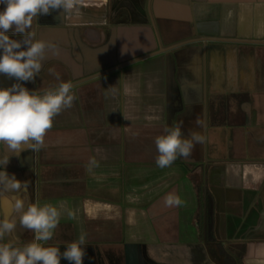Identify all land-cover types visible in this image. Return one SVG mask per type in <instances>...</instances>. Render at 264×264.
<instances>
[{"label":"crops","instance_id":"0c3cea01","mask_svg":"<svg viewBox=\"0 0 264 264\" xmlns=\"http://www.w3.org/2000/svg\"><path fill=\"white\" fill-rule=\"evenodd\" d=\"M34 29L58 52L19 81L29 91L58 85L55 73L74 82L108 69L73 84L38 152L3 166L28 184L26 204L60 208L48 244L63 253L84 233L82 264H127L137 251L148 264H264V0H80ZM178 121L203 144L160 168L155 138ZM169 192L184 205L166 206ZM14 195L0 192V218ZM10 219L19 243L33 239Z\"/></svg>","mask_w":264,"mask_h":264},{"label":"clouds","instance_id":"9594fccd","mask_svg":"<svg viewBox=\"0 0 264 264\" xmlns=\"http://www.w3.org/2000/svg\"><path fill=\"white\" fill-rule=\"evenodd\" d=\"M0 3L4 4L0 10V73L17 81L11 87H0V147L7 149L4 151L7 154L0 159V192L16 193L6 201L8 214L0 218V264H60L61 255L73 264H82L85 234L81 233L77 240L67 243L63 253L58 246H50L48 242L60 222V208L50 202L41 203L39 199L26 204L28 184L3 170L10 155L19 156L24 150L38 152L53 127L54 118L62 110L72 107L74 86L71 81L60 80L58 73H55L60 81L58 85L39 92L29 91L19 81H32L40 73L47 52H58L55 44L38 38L34 29L38 15H48L50 10L73 11L80 0H0ZM17 35L22 40L11 38ZM122 51H125L124 46ZM195 123L203 127L199 118ZM181 126L182 121H178L155 138L158 167H170L178 157L187 159L194 143L203 144V137L195 131L182 137ZM97 166L98 162L91 158L87 170ZM21 189L25 193L23 198L19 195ZM164 202L168 207H180L185 203L173 192L166 195ZM12 213L19 214V224L34 233L31 241L21 244L13 237L17 222L10 219ZM67 215L74 218L71 211Z\"/></svg>","mask_w":264,"mask_h":264},{"label":"water","instance_id":"95a60500","mask_svg":"<svg viewBox=\"0 0 264 264\" xmlns=\"http://www.w3.org/2000/svg\"><path fill=\"white\" fill-rule=\"evenodd\" d=\"M154 53H156V52H154ZM125 63H127V62H125ZM122 65H123V63L120 64L119 66H115V67L110 68V69H114V68L120 67ZM106 71H108V69L102 70V71H100V72H98L96 74H93L91 76L84 77V78H82L80 80H76V81L72 82V84L78 83L79 81H82L84 79H88V78H90V77H92L94 75H99L101 73H105ZM13 82H16V79L14 77H9V76H7V75H5L3 73H0V87H2V86H6L7 87L9 85H12ZM31 91H36V90L32 89ZM131 247H135V245L134 244H129L128 248H131ZM136 250H137V247H136ZM129 259H131L136 264H138L139 261H142L143 264L145 263L143 257L138 255V251H137V255H135V253H134V254H132V256H127V259H126V263L127 264H129Z\"/></svg>","mask_w":264,"mask_h":264},{"label":"flooded vegetation","instance_id":"af4514ba","mask_svg":"<svg viewBox=\"0 0 264 264\" xmlns=\"http://www.w3.org/2000/svg\"><path fill=\"white\" fill-rule=\"evenodd\" d=\"M113 264H117V262H113ZM129 264H136V263H134L131 259H129ZM138 264H143V262L142 261H139ZM144 264H148L146 260H145V263Z\"/></svg>","mask_w":264,"mask_h":264},{"label":"rangeland","instance_id":"374dc122","mask_svg":"<svg viewBox=\"0 0 264 264\" xmlns=\"http://www.w3.org/2000/svg\"><path fill=\"white\" fill-rule=\"evenodd\" d=\"M175 250V249H174ZM173 256H175L176 254H172ZM211 255L214 257V255L211 253ZM163 258H164V260L167 262V259H166V255H164L163 256ZM177 258H178V255H177ZM172 260V258L171 259H169V262L168 263H170V261ZM176 260H178V259H176ZM171 264V263H170Z\"/></svg>","mask_w":264,"mask_h":264},{"label":"trees","instance_id":"16d2710c","mask_svg":"<svg viewBox=\"0 0 264 264\" xmlns=\"http://www.w3.org/2000/svg\"><path fill=\"white\" fill-rule=\"evenodd\" d=\"M206 224H207V228H209V225H211L212 222H211L210 220H207V221H206Z\"/></svg>","mask_w":264,"mask_h":264}]
</instances>
